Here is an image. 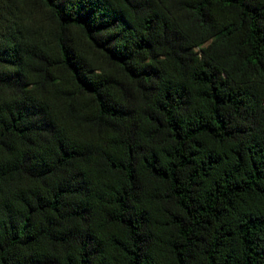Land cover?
I'll return each mask as SVG.
<instances>
[{"label": "trees", "instance_id": "1", "mask_svg": "<svg viewBox=\"0 0 264 264\" xmlns=\"http://www.w3.org/2000/svg\"><path fill=\"white\" fill-rule=\"evenodd\" d=\"M0 264H264V0H0Z\"/></svg>", "mask_w": 264, "mask_h": 264}]
</instances>
